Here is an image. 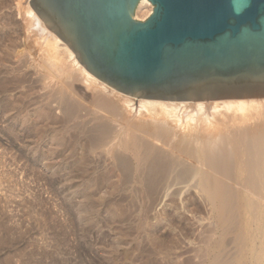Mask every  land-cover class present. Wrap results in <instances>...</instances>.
I'll list each match as a JSON object with an SVG mask.
<instances>
[{
  "label": "rangeland",
  "instance_id": "374dc122",
  "mask_svg": "<svg viewBox=\"0 0 264 264\" xmlns=\"http://www.w3.org/2000/svg\"><path fill=\"white\" fill-rule=\"evenodd\" d=\"M26 3L0 0V264H206L202 248L218 233L205 199L184 184L164 200V178L137 184L128 154L107 152L99 131L113 124L89 93L77 103L36 84L42 52Z\"/></svg>",
  "mask_w": 264,
  "mask_h": 264
},
{
  "label": "bare ground",
  "instance_id": "6f19581e",
  "mask_svg": "<svg viewBox=\"0 0 264 264\" xmlns=\"http://www.w3.org/2000/svg\"><path fill=\"white\" fill-rule=\"evenodd\" d=\"M142 10L147 18L151 4L142 0L136 18ZM26 19L42 52L36 68L41 75L33 73L40 76L36 84L42 81L44 89L54 84L77 103L89 93L88 107L113 124L109 136L104 128L99 131L100 138L111 142L107 152L115 162L117 151L128 154L142 172L137 184L156 185L164 178L168 188L163 190L164 197L160 195L164 200L169 192L170 197L180 195L184 184L205 199L218 233L202 248L206 264H264V99L165 102L131 98L88 73L29 6ZM46 81L50 83L45 85ZM51 108L61 110L58 105ZM228 241L234 245L229 255L225 253Z\"/></svg>",
  "mask_w": 264,
  "mask_h": 264
},
{
  "label": "water",
  "instance_id": "95a60500",
  "mask_svg": "<svg viewBox=\"0 0 264 264\" xmlns=\"http://www.w3.org/2000/svg\"><path fill=\"white\" fill-rule=\"evenodd\" d=\"M29 0L79 64L143 100L264 99V0Z\"/></svg>",
  "mask_w": 264,
  "mask_h": 264
}]
</instances>
